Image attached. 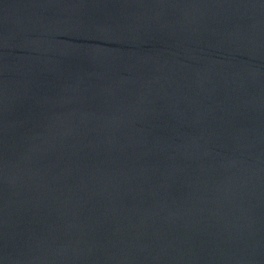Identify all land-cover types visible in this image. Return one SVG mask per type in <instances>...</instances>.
Segmentation results:
<instances>
[{"label": "water", "instance_id": "obj_1", "mask_svg": "<svg viewBox=\"0 0 264 264\" xmlns=\"http://www.w3.org/2000/svg\"><path fill=\"white\" fill-rule=\"evenodd\" d=\"M0 264H264V0H0Z\"/></svg>", "mask_w": 264, "mask_h": 264}]
</instances>
